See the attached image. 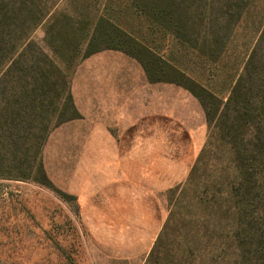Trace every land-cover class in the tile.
<instances>
[{
	"label": "rangeland",
	"instance_id": "374dc122",
	"mask_svg": "<svg viewBox=\"0 0 264 264\" xmlns=\"http://www.w3.org/2000/svg\"><path fill=\"white\" fill-rule=\"evenodd\" d=\"M50 3L58 9L79 7V13L92 17L113 15L163 58L223 99L264 25V0ZM170 9L190 17L185 30L191 38L188 43L155 20ZM45 31L46 24L40 25L32 38L52 54L44 41ZM215 31L220 34L217 42L212 36ZM208 32L211 35L206 38ZM201 49L218 52L208 56ZM84 50L85 45L76 66L69 70L74 103L84 109L77 108L81 118L54 129L42 150L51 186L33 177L0 176V264H185L186 260L188 264L190 260L192 264H236L237 251H219L217 234L214 240L203 236L209 226L212 235L220 221L225 233L235 223V211L229 208L227 195L217 192L227 193L233 176L228 149L210 138L212 130L199 100L174 83L149 82L135 59L106 50L91 57L104 60L95 68L97 74L121 75L115 81L119 87L115 101L122 111L99 113L96 97L91 98L92 106L85 104L86 88L95 85L89 78L90 68L98 63L88 66V58L81 60ZM104 128L124 153L137 147L168 156L169 170L153 171L147 193L127 192L117 171L102 177L99 184L95 171L83 168L88 149L96 148L85 139L100 138ZM180 181V186H174ZM167 186L174 187L167 190ZM221 207L226 216L215 218ZM161 232L160 252L150 257Z\"/></svg>",
	"mask_w": 264,
	"mask_h": 264
},
{
	"label": "trees",
	"instance_id": "16d2710c",
	"mask_svg": "<svg viewBox=\"0 0 264 264\" xmlns=\"http://www.w3.org/2000/svg\"><path fill=\"white\" fill-rule=\"evenodd\" d=\"M163 14L155 20L170 35L188 43L191 38L185 30L190 17L175 14L173 9ZM90 15L79 13V7L58 9L50 0H0V176L33 177L51 186L43 164L44 145L54 129L81 118L69 70L76 66L83 45L81 60L106 50L119 51L140 63L149 82L174 83L199 100L212 130L210 138L228 149L233 176L227 193L217 192L227 195L229 208L235 211V223L225 233L220 221L212 235L209 226L203 236L214 240L217 234L219 251H237L236 264H264V25L241 74L223 99L163 58L113 15ZM42 24H46L44 41L52 54L32 38ZM212 36L217 42L219 31ZM216 52L200 50L208 56ZM194 172L195 166L191 175ZM223 207L215 218L224 219ZM161 234L150 257L160 252Z\"/></svg>",
	"mask_w": 264,
	"mask_h": 264
},
{
	"label": "crops",
	"instance_id": "0c3cea01",
	"mask_svg": "<svg viewBox=\"0 0 264 264\" xmlns=\"http://www.w3.org/2000/svg\"><path fill=\"white\" fill-rule=\"evenodd\" d=\"M101 62H104V60L101 61L99 56L88 57L87 59L86 64L88 66H93L94 63L98 64L90 68V71L93 73L89 78L95 85L93 86L90 84L86 88L85 104H87V106H92L91 98L96 97L97 112H120L122 110L118 109L121 108V105L115 101V99L119 98L117 94L119 92V87L116 86L115 81H119L121 75L109 74L106 72L97 74V69L95 68L97 65H102L100 64ZM76 107L81 111L84 110L83 106L79 104H77ZM110 107H112L113 110H111ZM104 131L105 128L100 132V138H88L85 139V141L83 140L84 142H90V145L96 147L88 149L84 157L87 163L83 164V168L88 172L95 171L97 183L100 184L101 178L108 176L111 171H117L120 174L121 185L123 187L126 186V191L128 192V189H132L134 194L140 196L139 194L147 193L148 189H150L154 170L159 172L169 170L167 163L168 156L165 153L153 154L150 149L145 150L137 147L129 148L127 153H124V151L119 149L116 141L112 138H108ZM87 146H89V144H87ZM154 162L157 163L155 164ZM180 184H182V181L174 186ZM172 187L167 186L166 189L170 190Z\"/></svg>",
	"mask_w": 264,
	"mask_h": 264
}]
</instances>
